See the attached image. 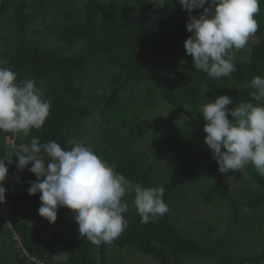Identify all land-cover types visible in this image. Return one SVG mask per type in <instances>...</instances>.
<instances>
[{
  "label": "trees",
  "instance_id": "trees-1",
  "mask_svg": "<svg viewBox=\"0 0 264 264\" xmlns=\"http://www.w3.org/2000/svg\"><path fill=\"white\" fill-rule=\"evenodd\" d=\"M202 11L189 13L179 0L162 6L152 0H0V59L18 80L34 79L51 101L40 129L28 136L0 131V159L12 160L5 159L0 264H142V258L156 264H264V176L248 164L254 186L229 184L236 171H219L200 112L219 95L232 96V106L248 101L252 89L246 83L264 76V0L248 58L235 52L236 71L220 79L195 69L184 48L189 16ZM160 102L168 112L150 119ZM88 120L95 130L86 127ZM32 137L62 148H70V140L91 146L133 187H162L169 211L141 223L130 191L123 198L127 228L111 245L81 237L67 207L49 223L38 213L41 193L28 195L29 181H36L28 171L32 164L22 172L16 166V149ZM158 146L170 148L160 154L166 167ZM23 202L37 205L27 214L36 218L34 226L17 216Z\"/></svg>",
  "mask_w": 264,
  "mask_h": 264
},
{
  "label": "clouds",
  "instance_id": "clouds-1",
  "mask_svg": "<svg viewBox=\"0 0 264 264\" xmlns=\"http://www.w3.org/2000/svg\"><path fill=\"white\" fill-rule=\"evenodd\" d=\"M152 2L164 4V0ZM179 3L189 13L203 9L198 18L190 15L186 24L191 35L184 41V48L192 57L193 67L211 79L231 76L236 71L235 52L243 49L259 28L256 15L260 0ZM206 3L210 6L205 7ZM6 63L0 59V131L28 136L46 122L51 101L44 98L34 79L18 80L17 73L4 66ZM245 86L252 89L248 101L232 106V96L219 95L202 105L205 144L221 173L241 171L252 164L264 176V76L255 75ZM68 143L70 148H62L55 140L41 143L38 137H32L30 143L16 149L18 170L22 172L32 164L28 171L35 174L36 181H29L28 195L41 193L38 213L49 223L56 222L60 207H67L74 213L81 237L97 246L111 245L127 228L124 214L129 205L123 198L130 191L141 223L169 211L162 187H133L91 146L77 140ZM5 159H0V204L5 202L7 192L4 181L9 169Z\"/></svg>",
  "mask_w": 264,
  "mask_h": 264
},
{
  "label": "rangeland",
  "instance_id": "rangeland-1",
  "mask_svg": "<svg viewBox=\"0 0 264 264\" xmlns=\"http://www.w3.org/2000/svg\"><path fill=\"white\" fill-rule=\"evenodd\" d=\"M252 44V42H251V39H249V42H248V44L243 48V49H240V50H238V51H236V54L237 55H239L240 57H241V59H246V58H248V52H249V47H250V45ZM240 51H242L243 53L241 54V52ZM159 105L161 106V107H159V111L157 112L156 111V113H158V114H156L155 112L154 113H152V112H150L149 114H148V117L150 118V119H154V116H159V112L161 111V112H168V111H165V105L162 103V102H160L159 103ZM168 110V109H167ZM173 116L174 117H176L175 116V114H173ZM177 118H179L178 116H177ZM155 122V121H154ZM155 123H157V122H155ZM158 124V123H157ZM86 127L87 128H89L90 130H95V126L93 125V121H91V120H88L87 121V123H86ZM177 127H176V125H173V127H172V129L173 130H175ZM147 141H149V142H155V139L154 138H148L147 137ZM12 141L11 140H9V139H7L6 140V144H9V143H11ZM149 142H146V140H144V144H146V143H149ZM170 148L169 147H157L156 148V150H158V155H159V158H160V160H161V165L163 166V167H166L167 165V163H166V159H165V157L164 156H162V155H160L161 154V152H166V151H168ZM160 165V166H161ZM161 166V167H162ZM162 169V168H161ZM246 170H247V165L245 166V168H243L241 171H236L235 173H234V175L231 177V178H229L228 179V183L229 184H232V185H235V186H240V187H242V188H250V187H253L254 185H253V183H252V181H251V179L248 177V175H247V173H246ZM164 171V170H163ZM159 173V172H158ZM154 175V176H153ZM152 176H153V181L154 182H156V183H160L162 180H160V179H158V178H156L157 177V172H156V170L154 169V170H152ZM165 176H166V174H165ZM36 208H37V205L35 206L34 205V203H27V202H23L20 206H19V208H18V211H17V216L19 217V218H23L26 222H28V224L29 225H31V226H34L35 224H36V218L34 217V216H32V215H27V214H33L34 212H35V210H36ZM203 210V209H202ZM201 210V211H202ZM71 213V220L73 221V222H75V220H74V213H73V211L71 210L70 211ZM76 223V222H75ZM137 258L135 257L133 260H136ZM141 263L142 264H156V263H154V261H152L151 259H146V258H142L141 259ZM134 264V263H133Z\"/></svg>",
  "mask_w": 264,
  "mask_h": 264
}]
</instances>
